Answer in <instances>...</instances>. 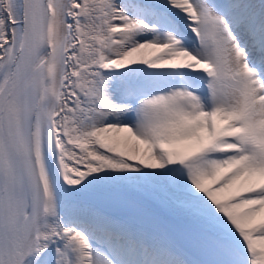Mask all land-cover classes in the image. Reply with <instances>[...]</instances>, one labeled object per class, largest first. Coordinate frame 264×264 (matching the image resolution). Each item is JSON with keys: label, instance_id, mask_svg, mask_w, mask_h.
<instances>
[{"label": "snow or ice", "instance_id": "6c2138e0", "mask_svg": "<svg viewBox=\"0 0 264 264\" xmlns=\"http://www.w3.org/2000/svg\"><path fill=\"white\" fill-rule=\"evenodd\" d=\"M0 264H264V0H0Z\"/></svg>", "mask_w": 264, "mask_h": 264}]
</instances>
